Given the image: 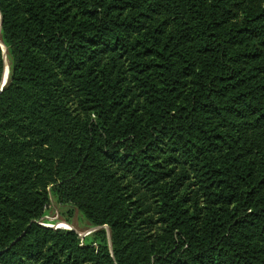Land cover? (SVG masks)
<instances>
[{
    "label": "trees",
    "instance_id": "obj_1",
    "mask_svg": "<svg viewBox=\"0 0 264 264\" xmlns=\"http://www.w3.org/2000/svg\"><path fill=\"white\" fill-rule=\"evenodd\" d=\"M0 19V264H264V0Z\"/></svg>",
    "mask_w": 264,
    "mask_h": 264
},
{
    "label": "rangeland",
    "instance_id": "obj_2",
    "mask_svg": "<svg viewBox=\"0 0 264 264\" xmlns=\"http://www.w3.org/2000/svg\"><path fill=\"white\" fill-rule=\"evenodd\" d=\"M8 78V72L6 70L4 77V84ZM45 219L54 222V225H60L62 227H74L81 233L87 229V222L83 220L81 215L75 210L65 205H59L55 201H51L50 205L46 209Z\"/></svg>",
    "mask_w": 264,
    "mask_h": 264
},
{
    "label": "water",
    "instance_id": "obj_3",
    "mask_svg": "<svg viewBox=\"0 0 264 264\" xmlns=\"http://www.w3.org/2000/svg\"><path fill=\"white\" fill-rule=\"evenodd\" d=\"M0 27H1V19H0ZM4 56H5V54H4ZM5 62H6V56H5ZM3 86H4V81H2L1 84H0V91L3 89ZM67 229H72V228L71 227H67ZM87 232H89V231H86L85 233H87Z\"/></svg>",
    "mask_w": 264,
    "mask_h": 264
},
{
    "label": "built area",
    "instance_id": "obj_4",
    "mask_svg": "<svg viewBox=\"0 0 264 264\" xmlns=\"http://www.w3.org/2000/svg\"><path fill=\"white\" fill-rule=\"evenodd\" d=\"M65 228H67V227H65Z\"/></svg>",
    "mask_w": 264,
    "mask_h": 264
}]
</instances>
